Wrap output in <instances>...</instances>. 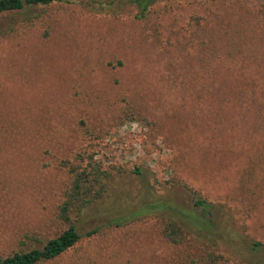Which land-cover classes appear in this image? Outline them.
I'll list each match as a JSON object with an SVG mask.
<instances>
[{"label": "rangeland", "instance_id": "obj_1", "mask_svg": "<svg viewBox=\"0 0 264 264\" xmlns=\"http://www.w3.org/2000/svg\"><path fill=\"white\" fill-rule=\"evenodd\" d=\"M173 3L161 1L155 6ZM105 8L120 11L122 18L111 22L108 15L93 13ZM50 11L48 37H41L42 27L37 26L26 35L0 38V118L11 123L6 137L0 135V255L18 250L22 242L24 248L38 245L37 240L53 236L61 228L55 218L56 204L68 166L44 163L61 147L60 158L68 154L74 161L75 152H93L112 172L104 195L78 216L79 232L129 219L139 206L142 210L152 204L191 208L195 190L220 207L223 226L234 232L222 243L227 252L241 259L260 258L251 251L250 243L260 240L264 244V164H247L251 152L243 148L249 144L247 134L241 129H225L235 136L225 161L195 157V147L188 139L197 128H185L173 115L171 108L176 112L179 102L165 95L158 81L157 59L134 39L129 25L136 12L133 4L73 0L55 4ZM20 17L4 14L0 24ZM116 58L124 65L114 67ZM102 88L140 100L147 107V118L138 116L120 125L107 121L103 134L96 124L101 122L87 117L80 130L72 122L82 98L76 89L82 95H96ZM15 133L21 148L14 141H2ZM45 145L50 157L45 156L40 164L33 155ZM195 218L196 224L209 227L207 217ZM166 248L154 223L140 225L134 220L122 227H103L93 236L83 237L59 259L44 264H93V260L95 264H125L127 260L139 264L161 261L169 255Z\"/></svg>", "mask_w": 264, "mask_h": 264}, {"label": "trees", "instance_id": "obj_2", "mask_svg": "<svg viewBox=\"0 0 264 264\" xmlns=\"http://www.w3.org/2000/svg\"><path fill=\"white\" fill-rule=\"evenodd\" d=\"M72 1L0 0V16L21 15L5 26L0 24V38L26 35L37 26L42 27L39 30L41 37H48L53 15L51 7ZM161 1L168 0H125L136 8L129 25L134 29V39L157 59L158 81L165 95L179 102L176 112L175 107L171 108L173 115L185 128H197L188 139L195 147V157H202L207 162L225 161L227 148L235 138L232 132L225 133V129H241L247 134L245 139L249 143L243 148L251 150L247 153V164H264V0H173L174 6L164 4L157 8L155 4ZM102 10L93 13L108 15L111 22L123 16L117 10ZM113 65L122 66L124 62L116 58ZM104 89L98 90L96 95H82L76 89V95L80 94L82 98L77 103L78 113L72 122L75 121L74 125L80 130L87 124L84 120L87 117L101 122L96 124L100 125L97 127L103 134L107 121L111 125L115 120L120 125L138 116L143 120L147 118V107L140 100L134 101L129 94L118 93L112 88ZM10 125L0 118L1 136L6 137ZM207 132L212 135L207 136ZM7 139L2 141H14L16 145V133ZM44 147L39 154L33 155L40 164L45 156H49V146ZM59 150L62 152L52 154V158L44 163L68 166V176L56 204L55 218L61 228L55 235L37 240L38 245L24 248L25 242H22L18 250L0 255V264L51 262L83 237L93 236L103 227H122L134 220L140 225L154 223L169 251L161 261L151 259L139 264H264V244L260 240L250 243L251 251L260 256L256 260L241 259L227 252L223 244L234 232L223 226L220 207L197 195L195 190H192L191 208L177 210L173 204H152L142 210L139 206L129 219L79 232L78 216L84 207L104 195L112 172L94 157L93 152H75L74 162L68 159V154L60 158L63 150L61 147ZM13 152L18 153V150ZM183 187L190 190L186 185ZM158 200L165 203L169 199ZM195 216L207 217L209 227L196 224ZM25 237L30 238L27 233ZM125 264L136 263L127 260Z\"/></svg>", "mask_w": 264, "mask_h": 264}]
</instances>
